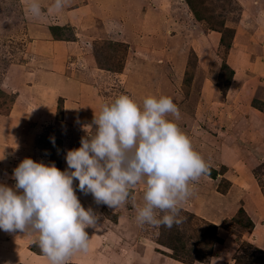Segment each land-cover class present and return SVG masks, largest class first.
<instances>
[{"label": "rangeland", "instance_id": "rangeland-1", "mask_svg": "<svg viewBox=\"0 0 264 264\" xmlns=\"http://www.w3.org/2000/svg\"><path fill=\"white\" fill-rule=\"evenodd\" d=\"M32 2L0 0V184L14 188L25 158L65 170L121 94L172 98L180 118L168 119L209 168L171 229L141 227L131 200L97 205L74 181L99 229L67 264H264V0H35L38 17ZM37 235L0 230V264H45Z\"/></svg>", "mask_w": 264, "mask_h": 264}, {"label": "clouds", "instance_id": "clouds-1", "mask_svg": "<svg viewBox=\"0 0 264 264\" xmlns=\"http://www.w3.org/2000/svg\"><path fill=\"white\" fill-rule=\"evenodd\" d=\"M63 6L64 0H55V8ZM29 11L39 16L35 0ZM169 116L178 120L180 111L168 96H148L140 105L121 94L102 105L94 114L95 131L67 150L65 170L25 158L13 170L14 188L0 184V230L38 233L34 243L51 264L87 252L86 229L98 230L99 217L82 206L74 181L97 205L115 210L131 200L141 227L182 223L179 205L191 195L190 182L209 168ZM141 183L143 202L137 203L131 190Z\"/></svg>", "mask_w": 264, "mask_h": 264}, {"label": "crops", "instance_id": "crops-1", "mask_svg": "<svg viewBox=\"0 0 264 264\" xmlns=\"http://www.w3.org/2000/svg\"><path fill=\"white\" fill-rule=\"evenodd\" d=\"M92 202H94V200H93ZM94 205H96V204H93V206H94ZM253 233H254V237H255V238H258V237L263 236V234H264V230H261V229H257V230H256V228H255V230H254ZM261 238H262V237H261ZM94 240H95V239H94ZM90 241H91V239L89 240L88 243H89V245H92L91 242H93V239H92L91 242H90ZM260 242H261L262 247H264V239H261ZM90 247H91V246H90ZM85 259H86V258H85ZM85 259H84V260H85ZM84 260H82V261H84ZM78 261H80V259H78ZM46 263L51 264V262H49V260H45V264H46ZM82 263H83V262H82ZM78 264H79V263H78Z\"/></svg>", "mask_w": 264, "mask_h": 264}]
</instances>
